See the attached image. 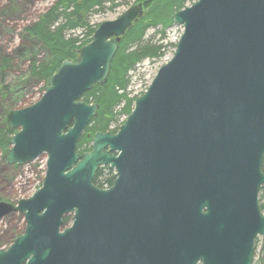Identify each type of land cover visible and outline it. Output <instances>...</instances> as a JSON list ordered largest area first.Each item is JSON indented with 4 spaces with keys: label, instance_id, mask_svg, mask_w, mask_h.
<instances>
[{
    "label": "water",
    "instance_id": "water-1",
    "mask_svg": "<svg viewBox=\"0 0 264 264\" xmlns=\"http://www.w3.org/2000/svg\"><path fill=\"white\" fill-rule=\"evenodd\" d=\"M143 13L135 3L100 23L36 102L8 112L4 161L47 160L30 198H0V219L19 213L26 224L0 264H252L264 240V0H196L175 12L183 29L171 59L118 130L95 133L79 154L98 111L82 95L106 82ZM103 166L115 173L108 188L93 183Z\"/></svg>",
    "mask_w": 264,
    "mask_h": 264
},
{
    "label": "trees",
    "instance_id": "trees-1",
    "mask_svg": "<svg viewBox=\"0 0 264 264\" xmlns=\"http://www.w3.org/2000/svg\"><path fill=\"white\" fill-rule=\"evenodd\" d=\"M113 0H55L54 3L37 18L24 31L39 40L48 52L47 58L30 64L31 74L43 81L44 89L49 77L57 70L64 60L76 61L81 47L92 40L93 33L98 25L89 24L91 13L99 11L103 6ZM190 0H135L141 3L144 13L120 38L118 49L111 60L107 80L104 84H95L89 91L84 92L82 101L98 105L95 117L91 119L77 142L79 154L91 149L92 139L97 132H116L110 129L112 123L119 116L130 114L134 101L143 92L130 95L127 91L129 85V72L137 64L146 59L160 58L168 46L176 47V43H164L165 31L173 24V15L186 6ZM159 27L161 39L154 42L151 38H145L150 28ZM77 29L83 32L73 35L69 32ZM8 60H1L0 67L5 69ZM9 112V110H8ZM5 115L4 124L0 126V150L2 157L10 148V137L15 130L8 129ZM125 120V119H124ZM122 121V123L124 122ZM121 123V124H122ZM262 170L264 171V159ZM115 175L109 167L99 168L93 179V183L99 187H109ZM261 194L260 206L264 209V185ZM69 217L64 218V223ZM17 235V234H16ZM14 237V236H12ZM257 239L254 243V250ZM259 264H264V240L259 250Z\"/></svg>",
    "mask_w": 264,
    "mask_h": 264
},
{
    "label": "rangeland",
    "instance_id": "rangeland-1",
    "mask_svg": "<svg viewBox=\"0 0 264 264\" xmlns=\"http://www.w3.org/2000/svg\"><path fill=\"white\" fill-rule=\"evenodd\" d=\"M55 0H0V64L7 59L8 66L0 67V126L4 124L6 113L14 109L27 107L36 102L44 92V83L31 74L30 64L35 61H44L48 52L42 43L24 31L39 14L47 10ZM196 0L186 2L190 5ZM135 0H113L106 3L102 9L93 12L89 16V24L99 25L104 21L116 19L127 8L135 4ZM182 26L172 24L165 31L164 43H177ZM159 27L150 28L145 38H151L154 42L161 39ZM83 31L77 29L69 32L79 35ZM174 50L168 46L163 55L158 59H146L136 65L129 72V85L127 91L130 95L144 92L158 69L167 63ZM125 116H119L110 126L117 129ZM47 155L41 154L32 162L17 166L7 164L0 150V198L4 202L17 204L21 199L30 198L41 185L46 169ZM114 173V172H113ZM260 189L259 202L262 201ZM23 216L19 213H9L0 219V248L10 243L15 236L24 229ZM263 238H257V246L254 250L252 264H259V250Z\"/></svg>",
    "mask_w": 264,
    "mask_h": 264
},
{
    "label": "flooded vegetation",
    "instance_id": "flooded-vegetation-1",
    "mask_svg": "<svg viewBox=\"0 0 264 264\" xmlns=\"http://www.w3.org/2000/svg\"><path fill=\"white\" fill-rule=\"evenodd\" d=\"M263 165V164H262ZM104 167V166H103ZM107 167H109V166H107ZM101 168V167H100ZM109 169H111V168H109ZM99 170V169H98ZM113 172H114V170L113 169H111ZM114 175H115V173H114ZM115 179V178H114ZM112 185V184H111ZM110 185V186H111ZM109 186V187H110ZM104 188H108V187H104ZM21 215V214H20ZM22 216V215H21ZM65 217H69V219L64 223V225H69L70 223H71V219H72V216L71 215H67V216H65ZM64 217V218H65ZM64 218H63V222H64ZM24 220V219H23ZM70 221V222H69ZM24 223V229H25V226H26V224H25V222H23ZM24 229H23V231H21V232H19L17 235H15L14 237H11V239H10V243L7 245V246H5V247H1L0 249H6V248H8V246L18 237V236H20L23 232H24ZM23 264H25V262L23 263Z\"/></svg>",
    "mask_w": 264,
    "mask_h": 264
}]
</instances>
